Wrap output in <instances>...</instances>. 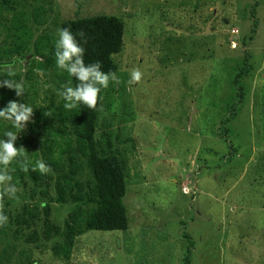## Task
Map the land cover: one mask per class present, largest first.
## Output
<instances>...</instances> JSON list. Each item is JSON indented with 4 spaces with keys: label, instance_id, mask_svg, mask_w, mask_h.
<instances>
[{
    "label": "rangeland",
    "instance_id": "1",
    "mask_svg": "<svg viewBox=\"0 0 264 264\" xmlns=\"http://www.w3.org/2000/svg\"><path fill=\"white\" fill-rule=\"evenodd\" d=\"M39 2L27 10L35 36L58 38L61 23L76 17L124 21V47L114 56L120 82L101 90L95 137H120L129 225L88 231L69 260L57 257L43 233L41 205L31 228L18 230L13 221L55 195L56 174L35 184L27 173L11 182L16 198L4 200L9 220L0 227V253L8 264H185L188 256L189 264H264V0H51L41 6L46 21L36 15ZM247 57L245 94L227 109ZM27 60L0 71L19 73L21 83ZM134 69L143 73L138 84L129 83ZM37 73L30 90L37 105L46 94L61 99L65 80L54 70ZM33 122L20 130L0 118V139L7 130L18 133L16 146L36 165L45 162L53 135ZM49 205L51 221L63 226L71 203Z\"/></svg>",
    "mask_w": 264,
    "mask_h": 264
},
{
    "label": "trees",
    "instance_id": "2",
    "mask_svg": "<svg viewBox=\"0 0 264 264\" xmlns=\"http://www.w3.org/2000/svg\"><path fill=\"white\" fill-rule=\"evenodd\" d=\"M37 1H40L41 5L40 11L39 8L36 10V15L45 20L46 10L41 6L50 5L51 0H0V66L25 61L31 55L29 61L27 60L28 70L21 82L25 94L18 97L14 89L0 87V102L1 109L6 107L10 100L35 106L32 115L33 125L37 128L43 126L45 132L53 135L49 138L50 145L44 150V155L45 163L50 166V172L57 175V179L55 195L49 196L48 201L40 200L26 206L23 213L15 215L13 221L18 230L23 227L31 228L36 220L40 219L41 205L45 214L43 221L45 238H53L52 249L57 257L69 260L73 255L76 239L82 234L91 230L114 231L128 228L129 218L124 203L128 165L122 150L117 147V142H121L119 135L117 141H114L112 134L108 132L105 133L103 141L95 137L99 105L96 110L88 109L82 104L67 110L63 97L58 100L54 94H46L44 103L37 105L38 93L36 90L30 93V90L35 88L33 80L38 75L37 71H42L48 76L54 70V74L65 80L68 86L74 87L78 83L56 65L57 37L47 31L35 36L30 21L31 14L27 10ZM44 20L40 23H44L46 21ZM63 27H69L74 34L80 30L85 33L86 43L76 35L77 40L85 48V63L100 61L102 71L115 74L118 72L114 56L124 47L125 31L124 21L120 17L106 14L76 17L63 21L60 28ZM248 60V57L245 58L246 65H240L235 73L233 91L236 93L234 97L236 99L233 98L226 105L227 109L234 108L235 100L243 98L245 94L246 85L243 79L250 72L247 67L250 63ZM6 73L0 71V80L7 79ZM13 73L12 79L19 81L21 75ZM45 113L52 115L46 116ZM28 163L29 171L24 172L21 170V163L13 161L14 170L10 174L14 183L22 182L27 173L35 184L40 179L48 177V174L42 175L39 171H32L31 168L35 164L29 162V159ZM35 188L38 189L37 185ZM46 193L44 195H47ZM49 202L71 203L63 226H57L51 221ZM6 205L4 201V211ZM31 236L32 239H36L35 232ZM189 257H185V264H189ZM8 262V256L0 253V264Z\"/></svg>",
    "mask_w": 264,
    "mask_h": 264
},
{
    "label": "clouds",
    "instance_id": "3",
    "mask_svg": "<svg viewBox=\"0 0 264 264\" xmlns=\"http://www.w3.org/2000/svg\"><path fill=\"white\" fill-rule=\"evenodd\" d=\"M58 39L55 42L56 65L59 69L66 71L69 76L75 78L78 83L73 86H65L60 95L65 103L67 110L76 108L78 105H84L88 109L96 110L98 105L102 110V99L100 93L102 89H107L110 82L119 83V77L114 72L102 71L100 61L94 63H85V48L77 40L79 35L84 42H87L85 33L80 30L74 34L69 27H63L57 30ZM7 79L0 80V87L14 89L16 95L23 96L25 94L24 87L21 83L12 79L14 73L8 71ZM143 77V73L139 69H134L130 73V84H138ZM33 108L26 103H20L17 100H10L6 107L0 109V118L12 122L13 127L24 129L26 124L31 120ZM51 116V113H45ZM18 133L7 130L3 133L7 139H0V227H5L9 217L4 212L5 197L16 198V187L12 184V175L8 171V166L16 161L21 163V170L29 171V163L27 153L23 146L17 147L16 140ZM32 171H39L42 175H46L51 171L49 165L45 162L37 161L36 165L31 168Z\"/></svg>",
    "mask_w": 264,
    "mask_h": 264
}]
</instances>
